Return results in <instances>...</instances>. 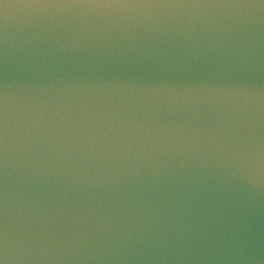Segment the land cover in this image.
<instances>
[{
    "label": "water",
    "instance_id": "obj_1",
    "mask_svg": "<svg viewBox=\"0 0 264 264\" xmlns=\"http://www.w3.org/2000/svg\"><path fill=\"white\" fill-rule=\"evenodd\" d=\"M9 264H264V7L7 9Z\"/></svg>",
    "mask_w": 264,
    "mask_h": 264
},
{
    "label": "snow or ice",
    "instance_id": "obj_2",
    "mask_svg": "<svg viewBox=\"0 0 264 264\" xmlns=\"http://www.w3.org/2000/svg\"><path fill=\"white\" fill-rule=\"evenodd\" d=\"M134 9V8H220L264 7V0H0V23L6 21L7 9ZM0 41V51H2ZM7 92L0 72V264H9L6 254V165H7Z\"/></svg>",
    "mask_w": 264,
    "mask_h": 264
},
{
    "label": "clouds",
    "instance_id": "obj_3",
    "mask_svg": "<svg viewBox=\"0 0 264 264\" xmlns=\"http://www.w3.org/2000/svg\"><path fill=\"white\" fill-rule=\"evenodd\" d=\"M6 254H7V249H6ZM8 256V255H7Z\"/></svg>",
    "mask_w": 264,
    "mask_h": 264
}]
</instances>
